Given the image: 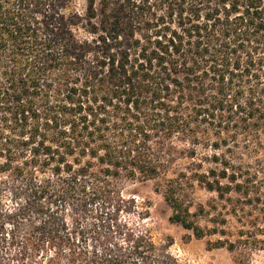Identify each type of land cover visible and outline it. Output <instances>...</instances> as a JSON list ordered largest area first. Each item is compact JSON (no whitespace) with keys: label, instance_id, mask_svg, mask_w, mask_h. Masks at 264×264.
I'll use <instances>...</instances> for the list:
<instances>
[{"label":"trees","instance_id":"trees-1","mask_svg":"<svg viewBox=\"0 0 264 264\" xmlns=\"http://www.w3.org/2000/svg\"><path fill=\"white\" fill-rule=\"evenodd\" d=\"M149 180L264 253V0H0V264H180L121 194Z\"/></svg>","mask_w":264,"mask_h":264},{"label":"rangeland","instance_id":"rangeland-1","mask_svg":"<svg viewBox=\"0 0 264 264\" xmlns=\"http://www.w3.org/2000/svg\"><path fill=\"white\" fill-rule=\"evenodd\" d=\"M154 181H130L121 188V194L125 199L133 200L137 211L147 214L144 222L150 229L152 237L156 243L171 241V251L179 258L180 264H234L236 252H231L225 247L211 248L207 246V241L214 242L217 239L235 238V232L239 229V223L231 219L228 215V224L224 227L228 235L212 234L203 238H195L190 230L182 228L176 223L168 220L169 209L160 194L156 193L153 188ZM189 197L196 204H206L215 198V193L208 192L195 186L191 188ZM233 198L230 202L218 201L219 211H224V206L230 208L238 197L237 194L231 193ZM245 202V201H244ZM239 203V202H237ZM217 211H212L208 217L199 219L201 226H211V219ZM252 260L255 264H264V253L254 251Z\"/></svg>","mask_w":264,"mask_h":264}]
</instances>
